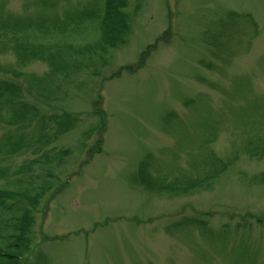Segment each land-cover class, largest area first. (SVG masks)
<instances>
[{"label": "rangeland", "instance_id": "1", "mask_svg": "<svg viewBox=\"0 0 264 264\" xmlns=\"http://www.w3.org/2000/svg\"><path fill=\"white\" fill-rule=\"evenodd\" d=\"M39 1L0 5L29 16ZM45 1L61 42L98 41L101 0ZM126 2L128 35L101 66L54 73L0 50V81L37 114L0 138L72 119L0 159V186L25 162L46 174L21 264H264V0Z\"/></svg>", "mask_w": 264, "mask_h": 264}, {"label": "trees", "instance_id": "2", "mask_svg": "<svg viewBox=\"0 0 264 264\" xmlns=\"http://www.w3.org/2000/svg\"><path fill=\"white\" fill-rule=\"evenodd\" d=\"M126 1L101 0L95 28L98 41L77 45L61 42L58 36L61 19L51 14L52 6L45 0L38 2L40 12L29 16L15 17L6 14L0 5V50H10L23 61H45L54 73L62 72L69 66L76 68L83 61L95 67L101 66L108 53L120 46L128 35ZM33 83L36 85L37 80ZM18 91L15 85L0 81V125L4 127L23 129L37 117L34 108L21 103ZM36 92L43 96L39 89ZM44 117L41 116L40 127L32 137L23 134L16 138L10 134L3 135L0 138V159L14 156L32 145L47 144L51 139L53 124L60 131L71 125L72 119L66 113L52 118ZM33 163L35 161L22 164L15 172L17 178L14 181L0 186V264H21L32 215L48 190V185L42 183L46 174H33ZM26 172L30 173L28 178L19 177ZM6 175L0 169V180L5 181ZM147 181L142 180L144 183Z\"/></svg>", "mask_w": 264, "mask_h": 264}]
</instances>
